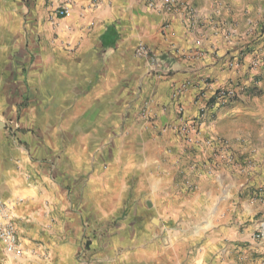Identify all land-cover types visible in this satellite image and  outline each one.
Listing matches in <instances>:
<instances>
[{
    "label": "crops",
    "instance_id": "0c3cea01",
    "mask_svg": "<svg viewBox=\"0 0 264 264\" xmlns=\"http://www.w3.org/2000/svg\"><path fill=\"white\" fill-rule=\"evenodd\" d=\"M148 1L31 0L56 37L41 35L33 61L25 55L38 37L22 31L11 66L0 43V199L13 206L22 246L37 252L29 264L264 260L254 237L264 222V64L252 68L264 58V0H179L161 12ZM59 7L69 15L56 17ZM140 43L165 74L136 55ZM231 84L237 97L203 124L212 146L166 128L178 103L193 119ZM20 103L35 128L12 137L4 118ZM43 115L63 119L44 129Z\"/></svg>",
    "mask_w": 264,
    "mask_h": 264
},
{
    "label": "built area",
    "instance_id": "2783aa9c",
    "mask_svg": "<svg viewBox=\"0 0 264 264\" xmlns=\"http://www.w3.org/2000/svg\"><path fill=\"white\" fill-rule=\"evenodd\" d=\"M148 7L154 11H165L176 9L179 7V0H149ZM69 9L66 7H59L55 11L56 17H64L69 15ZM263 57H264V37H263ZM136 55L139 58L144 59L150 66L151 72L156 75H163V63L160 55L153 48L144 43H140L136 48ZM230 68L237 67L238 63L235 60L228 61ZM264 64V58L255 57L252 61V68L258 69ZM184 91V87L179 88L174 96L178 98ZM238 94L237 85L231 84L223 86L215 91L212 97L207 102L201 104L199 107L198 116L193 119L185 118L184 106L180 103L177 104V122L169 124L166 128L171 129L173 132L182 137L186 143L199 147L212 146L213 141L211 138L204 135V121L209 111H213L218 107L226 106L230 101H233ZM201 97L204 93H199ZM143 116H147L146 109H143ZM220 145H224L221 140L218 141ZM255 239L264 237V222H261L256 229L254 235ZM0 240L4 242L6 249L9 252L20 255L22 248L20 245V238L18 234V227L16 223V217L13 213V206L6 201L0 199Z\"/></svg>",
    "mask_w": 264,
    "mask_h": 264
},
{
    "label": "rangeland",
    "instance_id": "374dc122",
    "mask_svg": "<svg viewBox=\"0 0 264 264\" xmlns=\"http://www.w3.org/2000/svg\"><path fill=\"white\" fill-rule=\"evenodd\" d=\"M5 1H7V3H5ZM29 1L31 0H0V16L2 15L1 17L4 20V26L2 28V31H0V43L3 49L4 63L9 66H11L10 61L14 60L16 48L19 47V39L22 31H24L27 35H30L32 38L38 37L36 41L34 39L33 41H31V43H33L34 45L36 43V47H33V49H35L32 52V57L30 55L27 56L24 54V52H22V55H25L26 59H31L33 61L39 59L38 54H40L43 49L42 46H40L39 44L42 41L41 35L44 34L43 41L46 44H48V41L52 36L56 37V25H52L51 28L49 21L44 23V21H42L39 16L36 4L33 3L32 6L29 7ZM46 47L47 45H45V48ZM22 55L21 57H23ZM21 57H19V59H22ZM36 63L38 67H42V64L39 66V61H36ZM16 106L17 108L14 114H10L8 112V115L4 118V128L9 132L12 137L17 136L21 131L32 130L35 128L31 125V123H27L23 118V113L21 110L23 103H20ZM116 108L117 110L120 109V107L118 106ZM62 119L63 118H61V120L50 118V116L43 115L42 117H40L39 122L44 127V129H50V126H53L56 122H61ZM116 122L118 123V117ZM72 138L73 137L68 136V140H70L69 142H74L75 139ZM255 233L256 230L254 231V235ZM257 241L264 242V237L258 238ZM246 243L249 244V242ZM20 245L22 248V253L20 255H17L12 252H9L6 249L4 242L0 240V264H29V259H33L34 255H37V252H35V249L33 248L26 249L24 246H22L21 242ZM214 251L216 250L213 249V258L215 257L221 259L225 257L224 255L227 254V252L223 253V248L219 249V252L215 253ZM48 256L49 254H47V252H42L38 254V257H40L42 260H46ZM55 256L56 255H51L49 259L53 261ZM261 264H264V260H261Z\"/></svg>",
    "mask_w": 264,
    "mask_h": 264
},
{
    "label": "trees",
    "instance_id": "16d2710c",
    "mask_svg": "<svg viewBox=\"0 0 264 264\" xmlns=\"http://www.w3.org/2000/svg\"><path fill=\"white\" fill-rule=\"evenodd\" d=\"M231 102H232V101H230L228 104H230ZM228 104H227V105H228Z\"/></svg>",
    "mask_w": 264,
    "mask_h": 264
}]
</instances>
